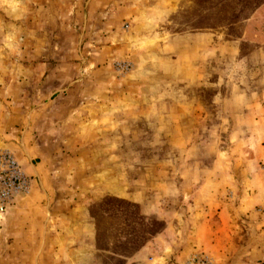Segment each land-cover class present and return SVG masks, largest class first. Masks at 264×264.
Listing matches in <instances>:
<instances>
[{
    "label": "rangeland",
    "instance_id": "1",
    "mask_svg": "<svg viewBox=\"0 0 264 264\" xmlns=\"http://www.w3.org/2000/svg\"><path fill=\"white\" fill-rule=\"evenodd\" d=\"M0 149V264H264V0H0Z\"/></svg>",
    "mask_w": 264,
    "mask_h": 264
},
{
    "label": "built area",
    "instance_id": "2",
    "mask_svg": "<svg viewBox=\"0 0 264 264\" xmlns=\"http://www.w3.org/2000/svg\"><path fill=\"white\" fill-rule=\"evenodd\" d=\"M33 181V176L25 173L11 152L0 149V218L16 199L29 195Z\"/></svg>",
    "mask_w": 264,
    "mask_h": 264
},
{
    "label": "crops",
    "instance_id": "3",
    "mask_svg": "<svg viewBox=\"0 0 264 264\" xmlns=\"http://www.w3.org/2000/svg\"><path fill=\"white\" fill-rule=\"evenodd\" d=\"M37 169H38L37 167H35V166L32 165V166H30L29 171L32 172V173L37 174V173H38V172H37ZM22 199H23V198H18V199L15 200V202H16V201H20V200H22Z\"/></svg>",
    "mask_w": 264,
    "mask_h": 264
},
{
    "label": "bare ground",
    "instance_id": "4",
    "mask_svg": "<svg viewBox=\"0 0 264 264\" xmlns=\"http://www.w3.org/2000/svg\"><path fill=\"white\" fill-rule=\"evenodd\" d=\"M3 220V219H2Z\"/></svg>",
    "mask_w": 264,
    "mask_h": 264
}]
</instances>
